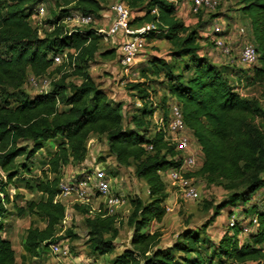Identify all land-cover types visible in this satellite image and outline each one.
Masks as SVG:
<instances>
[{
  "label": "trees",
  "instance_id": "obj_1",
  "mask_svg": "<svg viewBox=\"0 0 264 264\" xmlns=\"http://www.w3.org/2000/svg\"><path fill=\"white\" fill-rule=\"evenodd\" d=\"M46 1L59 10L50 11L45 25L36 26L32 15ZM105 1H0V169L5 175L0 171V264H31L28 257H39L41 249H48L50 244L78 238L72 229L58 233L66 206L55 199L60 193L63 167L86 160L92 135L104 136L109 153L119 164L135 166L137 177L146 181L149 190L147 200L131 199L127 220L132 228L131 245L112 264H264V208L258 209L257 204L242 210L245 217H258V226L247 239L241 238L242 227L237 223L217 243L207 245L211 240L207 228L224 208L246 205L264 189V108L259 99L242 95L231 79L235 75L249 85L260 86L264 100V0H237L238 9L250 21L252 39L238 34L229 41L221 31L219 35L232 46L231 56L217 49L225 62L201 54L200 30L207 21L187 24L177 16V5L169 0H123L137 12L131 25L155 23L159 32L148 37H161L171 44L169 61L154 59L150 63L156 77H166L161 81L165 92L160 101L154 97L156 89L146 70L142 73L144 81L129 84L141 101V107L131 115L133 127L124 123L123 101L111 100L88 68L97 54L114 57L117 49L102 48L104 37L94 27L69 30L63 24L71 11L98 15ZM211 12L201 9L199 14ZM246 41L258 53L247 72L234 65ZM64 52L67 58L56 65L55 56ZM31 75L50 78V88L30 95L25 85ZM71 76L80 81L69 80ZM173 103L181 106L186 125L201 146L202 166L189 175L222 186L229 196L217 204L204 202L213 213L200 230L183 229L171 245L161 246L162 232L151 229L152 223L161 222L167 213L169 192L161 172L180 165V153L165 140ZM156 111L164 118L160 130L152 121ZM51 141L58 142L57 149L44 178L36 183L42 197L18 208V214L38 215L46 224L40 227L32 222L28 227L22 242L25 255L18 263L13 242L6 235L7 204L18 206L8 187L18 176V158L24 156L21 166L30 171L29 163ZM26 142L31 147L23 145ZM149 144L153 149L147 148ZM77 209L85 215L90 254L112 252L120 232L119 215L99 212L87 216L86 208L77 205ZM208 248L211 252L207 255Z\"/></svg>",
  "mask_w": 264,
  "mask_h": 264
},
{
  "label": "rangeland",
  "instance_id": "obj_2",
  "mask_svg": "<svg viewBox=\"0 0 264 264\" xmlns=\"http://www.w3.org/2000/svg\"><path fill=\"white\" fill-rule=\"evenodd\" d=\"M116 2L117 0H106L103 3V10L98 15H94L95 22L92 23L90 27L108 29L115 17L113 5ZM44 5L47 10L44 19L51 17L50 11L57 12L59 10L58 6L51 1L44 2ZM176 5L178 8L177 16L187 24L195 26L200 19L201 21L208 22V24L200 30V42L203 47L201 54L208 55L211 59H218L225 62V58H223L221 53L217 51L212 43L214 35L210 27L213 26V22L217 17H219L217 21L220 24L221 30L223 34L228 37L227 39L229 41L237 38L238 29L240 27L245 28V37L252 39L250 21L247 17L243 16L238 9L239 6L237 0H220L218 8L209 14H199L201 10H194L193 0H177ZM133 15L135 16L137 13L134 12ZM33 24L35 25V23ZM86 28H88V26ZM101 46L102 48L113 47L112 43L110 41H105L104 38L101 42ZM170 50L171 44L168 40L161 37H148L145 50L140 53L135 64L129 69L120 65L117 56L118 54L114 57H103L100 54H97L95 60L91 61L88 65L89 71L94 77L96 83L107 92L108 97L115 102L123 101L125 125H129L130 127L134 126L131 121V115L138 107H141V105H139V98L134 95L135 92L129 89V84L144 81L145 77L142 76L143 71L146 70L150 79L153 80L151 84L153 88L156 89V92H154L155 99L157 101L161 100V97L165 92L162 88L161 81L166 77L164 74L160 77H156L151 72L150 63L154 59L169 61ZM237 51L238 49L235 48V52ZM62 62L63 60L57 61L56 65H59ZM234 65L237 68H242L245 72L248 71V68H250L249 66H252L244 65L238 60ZM231 79L232 83L242 95L259 99L260 105L264 108V100L260 98V86L249 85L245 79L239 80L240 77L237 78L235 75H231ZM43 80L44 78H37L38 84L36 85L31 82L29 78L25 85V89L32 96L38 92L48 90L50 88L51 79H47L49 84L46 87ZM69 80L74 82L80 81L77 76H71ZM153 119L154 117L152 118L154 123ZM57 143L58 142L51 141L37 153L32 162L29 163L31 167L30 171H24L21 165L25 161V158L24 156L19 157L18 162L20 166L18 168V176L8 187L11 199H15L18 206L13 207L12 203L7 204L10 213L7 218H5L6 235L10 237L13 242L18 263L21 262L25 255L22 242L28 227L32 222L34 225L40 227H44L46 224L38 215H30L28 212H25L22 215L18 214V208L24 207L28 202L32 200L37 201L42 197L41 192L36 188V183L44 178L43 173L48 169V161L57 149ZM23 145L28 148L31 147V144H28L27 142L23 143ZM200 159L203 160L201 152ZM98 165L103 166L106 169L112 190L116 193L122 194L127 199V203L117 210V214L119 215L118 227L120 232L115 240L116 248H114L112 252L103 255H91L89 245L87 244L88 236L85 215L77 209V204L68 202V207H66L68 218L66 221H62L58 226V233L64 234L67 229H72L78 236V238L75 239L67 238L62 243L68 248L69 256L58 257L52 254L51 248L49 247L46 250L41 249V255L33 260L28 257L31 264H73L76 261H96L97 264H112L113 259L118 254H120L125 248L130 247L132 228L127 222L128 216L131 212L130 201L133 197H141L142 199L147 200L149 196V193L147 192V183L143 179L137 177L135 166H124L119 164L115 157L109 153L106 138L104 136L98 137L92 135L88 141V155L86 160L80 164L72 163L63 167L62 181L80 178L86 173L93 171ZM0 171L3 173L1 169ZM48 175L50 177L54 176L49 173ZM198 183L202 191L201 200L192 201L179 198L174 205V208L166 213L168 215L162 220L160 225L156 222L153 223L151 229H158L162 232L163 243H168L170 241L173 243L177 237L176 233L178 235L183 229L200 230L213 213L212 207H205V201L217 204L228 199L229 192L222 186L216 184L210 185L204 178H200ZM27 184L31 186L28 187ZM253 204H257L258 209L264 208V189H260L246 205H229L224 208L221 215L218 216L207 228L208 237L211 238L207 245H209L210 242L217 243L220 236L228 229L229 213L231 211H236L243 216L244 214L242 213V210H245L246 208L250 209ZM164 234L166 235L165 237ZM245 238H247V236ZM210 252L211 251L208 248L205 253L208 255ZM247 264L254 263L248 262Z\"/></svg>",
  "mask_w": 264,
  "mask_h": 264
},
{
  "label": "built area",
  "instance_id": "obj_3",
  "mask_svg": "<svg viewBox=\"0 0 264 264\" xmlns=\"http://www.w3.org/2000/svg\"><path fill=\"white\" fill-rule=\"evenodd\" d=\"M175 5L177 0H169ZM220 4V0H193L194 10L199 11L206 9L207 11H215ZM115 17L108 29L96 28L99 34H102L105 41H110L112 46L117 49V56L120 65L126 69L131 68L140 53L145 50L148 35L154 32H159L155 23H146L140 26L130 24L131 18L134 16L123 0H117L113 5ZM46 7L44 4L39 5L32 15L33 23L36 26H43L44 16L46 15ZM95 22L93 14L84 13L81 11H71L64 19L63 24L69 30L82 29L90 26ZM219 22L216 20L212 29L213 43L223 55H232V46L225 39L219 35L221 32ZM41 32V30H40ZM245 28L240 27L238 34L245 36ZM258 57V53L254 45L246 41L239 53V61L244 65H253ZM67 58V52L55 56V62L64 61ZM47 77H44L45 87L49 84ZM31 82L38 84L37 77L32 75ZM44 87V88H45ZM46 91V90H44ZM141 105V101H139ZM154 123L156 130H160L163 124V115L154 114ZM165 140L168 144L174 145L175 150L180 153V165L175 168L168 169L161 172L163 179L167 184L169 191H175L179 197L197 201L202 198V191L200 189L198 180L190 176L189 173H194L202 166L203 160L200 159L201 146L194 138L184 120L182 108L179 104L173 103L170 107L169 119L165 129ZM196 140V141H195ZM149 150L153 149V144L147 147ZM5 177V175L3 174ZM109 176L103 166H96L93 171L86 173L84 176L69 181H61L59 184L60 193L55 201L59 200L66 207L68 202L77 204L87 209V216H93L96 213H106L115 215L117 210L127 203V199L120 193L112 190ZM149 193V190H147ZM166 211H171L169 205H165ZM68 218L67 208L66 216L63 221ZM240 223L242 227L241 235L248 236L256 230L258 226V217L241 216L236 211L229 213L228 228L234 227ZM52 254L58 257L69 256V250L62 243L50 244ZM73 264H97L96 261H76Z\"/></svg>",
  "mask_w": 264,
  "mask_h": 264
},
{
  "label": "crops",
  "instance_id": "obj_4",
  "mask_svg": "<svg viewBox=\"0 0 264 264\" xmlns=\"http://www.w3.org/2000/svg\"><path fill=\"white\" fill-rule=\"evenodd\" d=\"M137 13V12H136ZM156 113L158 114V115H162V113L160 112V111H156ZM80 164V163H79ZM70 165V164H69ZM79 172V171H78ZM69 180H72V179H68V181ZM179 198H181V197H179L178 196V194L175 192V191H169V195H168V198H167V200H166V203H165V205H169L172 209L174 208V205L177 203V201H178V199ZM167 215L168 214H166L165 215V217H164V219L167 217ZM163 219V220H164ZM158 225H160L161 224V222H157V221H155ZM154 223V222H153ZM153 223H152V225H153ZM152 225H151V227H152ZM224 234V233H223ZM222 234V235H223ZM221 235V236H222ZM166 235L164 234V237H165ZM176 236H177V233H176ZM221 236H220V238H221ZM246 236L245 235H241V238L244 240V238H245ZM10 238V237H9ZM177 238V237H176ZM219 238V239H220ZM11 239V238H10ZM162 239H163V235H162V238H161V242H160V245L161 246H168V245H170V244H172V241H170V242H168V243H163L162 242ZM245 239H247V238H245Z\"/></svg>",
  "mask_w": 264,
  "mask_h": 264
}]
</instances>
